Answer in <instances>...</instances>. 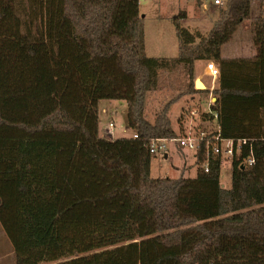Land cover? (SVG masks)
I'll return each mask as SVG.
<instances>
[{
  "label": "trees",
  "instance_id": "obj_1",
  "mask_svg": "<svg viewBox=\"0 0 264 264\" xmlns=\"http://www.w3.org/2000/svg\"><path fill=\"white\" fill-rule=\"evenodd\" d=\"M250 18L251 0H225L206 37L176 19L179 56L149 58L138 0H0V226L16 264H264V73L244 82L221 56ZM254 45L264 62L263 16ZM199 61L220 69L221 112L202 121L255 140V165L235 161L228 191L203 148L194 178L151 177L149 142L185 131L176 101L151 123L146 98L178 68L181 96L208 95ZM102 101L126 103L137 139L100 136Z\"/></svg>",
  "mask_w": 264,
  "mask_h": 264
},
{
  "label": "rangeland",
  "instance_id": "obj_2",
  "mask_svg": "<svg viewBox=\"0 0 264 264\" xmlns=\"http://www.w3.org/2000/svg\"><path fill=\"white\" fill-rule=\"evenodd\" d=\"M141 16L144 17L145 31V51L149 58H177L179 56V42L176 35L175 20L180 21L182 28L193 33L199 32L204 37L208 36L219 19L220 7L214 5V0H144L139 2ZM253 36V31H252ZM251 31L246 37L238 32L234 34L232 40L225 44L222 51V58H238V50L243 40H251ZM214 62V61H212ZM217 66L218 64L214 62ZM207 61H199L195 65V79L202 80L203 85L209 89L211 87V78L205 76ZM204 75V76H203ZM190 79L182 68L173 71L160 73L159 89L150 93L145 102V118L154 123L158 115L165 107L172 104L169 109V118L172 128L181 134V128L187 131L189 114L191 112H205L208 110L210 95H184L188 88ZM196 89V88H195ZM215 97V96H214ZM217 109V105H213ZM188 116L183 120L182 115ZM200 118V117H198ZM181 119V120H180ZM194 122L195 125H198ZM115 125L112 130L114 139L127 138L133 136L127 123V105L120 101H102L100 103V136L108 129L109 124ZM195 127H189V129ZM214 129L212 123L205 124L200 129ZM194 154L180 152L174 146L171 147L168 157L162 154L152 156L151 177L153 179H177L182 176L194 178L197 174V168L194 166ZM222 173V172H221ZM224 179L221 180L223 190L228 191L231 188V169L223 170ZM0 263L16 264V259L11 247V243L4 234L0 226Z\"/></svg>",
  "mask_w": 264,
  "mask_h": 264
},
{
  "label": "built area",
  "instance_id": "obj_3",
  "mask_svg": "<svg viewBox=\"0 0 264 264\" xmlns=\"http://www.w3.org/2000/svg\"><path fill=\"white\" fill-rule=\"evenodd\" d=\"M139 2L144 0H138ZM225 0H214V5L223 6ZM206 76L211 78L210 93L214 91V85L218 82L220 77L219 67L212 61L207 62L205 68ZM214 101L210 96V103L208 104V110L205 112H191L189 114V121L185 127L187 131L183 135L173 138H162V139H153L148 144L149 153L153 155L162 154L165 157H168L170 149L172 146L176 147L180 152H190L195 155L203 148V151L206 155V160L203 165L205 173L210 171V163L212 161H217L219 166L220 180L224 179L223 170L233 169V164L235 161L240 163L241 168L253 167L255 165V155L253 151V143L255 140L246 139V138H224L221 134V131L218 126L214 125V129H200L205 124H209V121H202V116L207 115L213 117L215 121L218 118V112L213 107ZM200 117V118H198ZM199 124L195 125L194 122ZM189 127H195L197 131L189 129ZM115 128V125L110 123L107 130L104 131L103 138L108 141H114L112 130ZM134 139H137L138 136L134 135ZM204 146V147H203ZM222 172V173H221ZM224 187V185H223Z\"/></svg>",
  "mask_w": 264,
  "mask_h": 264
},
{
  "label": "crops",
  "instance_id": "obj_4",
  "mask_svg": "<svg viewBox=\"0 0 264 264\" xmlns=\"http://www.w3.org/2000/svg\"><path fill=\"white\" fill-rule=\"evenodd\" d=\"M264 17V0H251V18L241 24V26L238 28L239 32L241 35L248 37L249 36V31H251V36H252V31H253V36H252V43L249 38V40H243V42L240 45V50H238L237 53H239L238 58L234 59H223L226 61L229 60H234L237 61L240 70L238 71L239 78L241 80H244V82L248 81L252 77L256 78H261V74L264 73V62L258 60V53H257V48L254 45V27H255V22L257 21L258 18ZM237 30V32H238ZM236 32V33H237ZM235 33V34H236ZM221 56H222V51H221ZM219 67V65H218ZM204 76V75H203ZM206 76V74H205ZM202 81V80H201ZM219 82H217L214 85V91L213 93H210V88L208 89L206 87V90H209V95L212 97V100L214 101V104L217 105L218 111L221 112V101L219 98V95L215 94L216 90H219ZM212 87V85H211ZM215 96V97H214ZM264 115V114H262ZM247 117H252L251 114H249ZM264 122V120H263ZM264 125V124H263ZM264 127V126H263ZM1 264V263H0Z\"/></svg>",
  "mask_w": 264,
  "mask_h": 264
},
{
  "label": "water",
  "instance_id": "obj_5",
  "mask_svg": "<svg viewBox=\"0 0 264 264\" xmlns=\"http://www.w3.org/2000/svg\"><path fill=\"white\" fill-rule=\"evenodd\" d=\"M195 88H196V90H198V91H205L206 90V87L203 85V83L201 82V80H196V82H195ZM167 158V157H166ZM242 169H244V168H242Z\"/></svg>",
  "mask_w": 264,
  "mask_h": 264
}]
</instances>
